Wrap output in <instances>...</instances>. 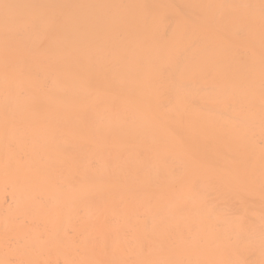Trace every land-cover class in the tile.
<instances>
[{"label": "bare ground", "instance_id": "obj_1", "mask_svg": "<svg viewBox=\"0 0 264 264\" xmlns=\"http://www.w3.org/2000/svg\"><path fill=\"white\" fill-rule=\"evenodd\" d=\"M0 264H264V0H0Z\"/></svg>", "mask_w": 264, "mask_h": 264}]
</instances>
